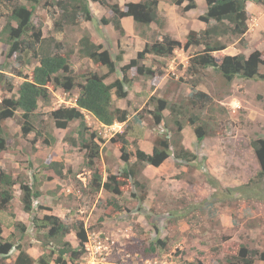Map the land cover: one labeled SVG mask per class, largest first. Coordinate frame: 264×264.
<instances>
[{
  "label": "rangeland",
  "instance_id": "obj_1",
  "mask_svg": "<svg viewBox=\"0 0 264 264\" xmlns=\"http://www.w3.org/2000/svg\"><path fill=\"white\" fill-rule=\"evenodd\" d=\"M129 1L109 0L118 3L122 10ZM160 1L159 13L165 23L162 28L156 23L141 26L131 16H125L121 19L125 34L112 23L111 8L99 1L89 0L91 20L82 16L76 22L63 18L57 0L37 3L30 34L40 31L42 38H49L38 42V47L46 44L53 53L70 54L78 82L90 70L108 73L105 65L79 54V42L85 33L92 34L114 59L122 55V60H117L116 71L107 75L106 82L122 77L121 67L161 33H169L180 46L172 55L147 54L141 60L155 71L152 76L129 69L131 82L126 98H118L113 90L115 106L129 111L126 122L105 126L85 111V128H81L79 120L72 121L67 129L57 128L51 112L62 106H74L79 89L66 90L50 83L49 98L40 99L35 123L45 141L37 146L35 131L22 133L18 112L5 121L8 148L0 164L18 182L37 185L42 194L35 199L34 213L39 218L45 214L60 216L71 228L66 240L74 247L80 245L75 226L80 223L85 226L87 241L82 254L69 264H95L98 259L103 264H232L230 260L235 261L243 248L251 253L248 256H254L255 264H264V181L257 176L260 164L252 146L253 140L264 137V79L236 77L227 82L211 67H190L191 58L202 53L204 46L186 47L187 34L192 29L201 31L206 27L200 19L206 3L197 0L195 8L184 11L188 2L177 5L172 0ZM21 4L31 5V2L0 0L3 78L0 103L14 97L17 87L25 80L17 72L31 77L38 64L27 47L28 39L21 44L22 50L9 54L10 45L3 39L5 35L2 36L12 8ZM248 17V31L243 36L220 38L226 48L212 52L218 62L226 54L249 56L255 50H264V5L250 1ZM261 72L264 73V67ZM194 90L206 92L212 101L207 105L195 101L191 96ZM161 100H165L163 109H159ZM157 112L163 114L160 123L156 122ZM202 121L206 122L210 135L198 143L194 127ZM178 128L185 147L198 154L196 160L178 164L171 152L160 165H145L138 178L142 186L129 180L119 195L92 186L94 172L105 180L109 173L119 174L125 165L117 133L126 132L130 151L140 147L152 153L158 136L168 133L172 136ZM92 134L100 149L99 155L90 160L87 157L90 147L86 146L92 144ZM131 160H136L134 155ZM54 161L62 164L63 176H58L51 166ZM142 194L146 195L143 200ZM21 198L22 190L17 183L10 204L0 210V241L13 245L7 255L0 257V264L14 263L18 244L35 258L45 252V243L50 250L57 248L56 242L48 241L44 235L47 228L33 222L34 213L24 210ZM113 199L118 201L120 209L111 204ZM20 221L26 230L16 225ZM160 238L167 241V249L151 254L141 250L142 243ZM97 248L101 253L95 255L93 250Z\"/></svg>",
  "mask_w": 264,
  "mask_h": 264
},
{
  "label": "trees",
  "instance_id": "obj_2",
  "mask_svg": "<svg viewBox=\"0 0 264 264\" xmlns=\"http://www.w3.org/2000/svg\"><path fill=\"white\" fill-rule=\"evenodd\" d=\"M31 5H16L12 8L9 15L8 23L3 27L2 36L4 41L10 45L9 54L18 53L22 50L21 44L25 41L27 47L38 60V64L32 70L31 77L23 75V72L18 71L17 75L25 76V80L17 87V94L12 98H6L0 103V160L3 153L8 148L7 136L5 133V121L9 118H14L15 115L21 113V129L24 135L33 131L38 134L35 144L45 141V136L41 130L36 129L37 109L40 99L49 98V84L55 83L66 90L78 88L79 93L76 98L75 106H62L51 112V119L59 129H67L72 121L79 120L81 128L86 127L85 111L92 113L101 123L106 126H111L116 122H126L129 119V111L125 108L117 107L114 104L113 90L118 98H126L128 96V86L131 79L127 75L129 69L135 68L137 74L152 76L154 70L151 67L141 63V60L147 54L159 56L172 55L174 50L180 46V42L174 39L169 33H161L159 38L153 43H147L143 50L138 52L137 57L130 60L129 63L121 67L122 77H118L112 82H106L105 78L110 73H114L117 69V60H122V55H117L113 58L108 49H104L101 43H97L90 33H85L79 42V54L83 57H88L95 63H100L108 68V73L99 74L96 71L90 70L83 74V81L78 82L75 70L71 64L70 54L53 53L45 45L37 46V43H42V33L40 31L32 32L34 38H31L30 30L33 27L32 18L36 10L37 3L40 0H29ZM99 1L106 6H109L114 13L112 23L121 34H125V28L121 19L125 16H131L133 20L141 26H150L151 23H156L160 28L164 26V18L159 13V0H140L138 2L129 1L122 10L118 3H110L109 0H93ZM206 3V11L200 16V19L207 25L201 30H190L187 34L186 47L203 45V52L191 58V66L196 65L211 67L215 69L221 77L227 82H232L236 77L245 78H262L264 73L261 68L264 67V50H255L249 56L238 54H226L220 62L213 55V51L226 48V44L221 41V37L225 35L243 36L248 31V1H254L264 5V0H204ZM177 5L184 6V11L193 9L197 6L196 0H172ZM58 6L62 9L63 18L69 21L76 22L80 17L86 20L93 18V13L90 9L89 0H57ZM13 21L16 26H13ZM107 22V19H104ZM60 25V22H56ZM31 38V39H30ZM58 47L61 44L55 43ZM1 73V72H0ZM0 74V82L2 81ZM10 88H12V83ZM195 101H201L203 105H207L212 101V97L202 90H194L192 92ZM163 101V102H162ZM164 101L161 100L159 109H163ZM156 122L163 121V114L157 112L155 114ZM139 118V117H138ZM136 117V120L138 119ZM179 127L181 123L176 121ZM198 143L208 137L209 130L205 121L194 127ZM94 134L91 136L92 144H87L86 147L90 150L88 158L93 160L99 155V144L93 142ZM116 139L122 143L121 159L125 165L119 174L109 173L104 180L103 176L98 172H94L91 180L92 186L96 190L104 188L114 195H119L122 188L128 184L129 180H133L136 186H142L138 178L142 169L146 164L155 166L163 163L171 152L178 164L190 163L198 158V154L185 147L182 140L181 130L178 128L176 132L158 136L154 141L152 153H148L140 147H137L135 152L128 149L129 140L126 138V132L117 133ZM94 143V144H93ZM252 146L260 164V170L257 176L264 181V137L252 141ZM136 160L132 161V156ZM51 163V162H50ZM52 167L58 176L64 175V168L58 162H52ZM20 183L22 190V203L24 210L29 213H34L35 199L42 194L35 183H27L25 181L18 182L17 179L7 172L0 164V210L8 207L14 197V186ZM146 195L142 194V200ZM115 208L120 209L116 199L111 201ZM33 222L39 227H45L48 241H55L56 249H48V243L44 244L45 252L38 258L33 257L23 245L18 244V254L13 264H50L55 261L57 264H69V261H75L84 249L87 241V230L80 223L75 226L77 236L80 241L79 247H74L70 241L66 240V234L70 232V226L58 215L45 214L39 218L33 214ZM24 231L25 224L21 221L16 224ZM13 245L9 242L0 241V257L7 255ZM167 249V241L165 239H157L149 244L142 243L141 250L147 254L157 253L158 251ZM57 253V256L54 255ZM249 250L243 248L240 255L235 257V261L230 260L232 264H255L254 256H248ZM253 253V251H252ZM251 254V253H250ZM264 258V255H263ZM241 261V263L239 262Z\"/></svg>",
  "mask_w": 264,
  "mask_h": 264
},
{
  "label": "crops",
  "instance_id": "obj_3",
  "mask_svg": "<svg viewBox=\"0 0 264 264\" xmlns=\"http://www.w3.org/2000/svg\"><path fill=\"white\" fill-rule=\"evenodd\" d=\"M131 1H134V2H138V1H140V0H131ZM196 2H197V0H196ZM249 3H250V1H248V4H247V8L249 7ZM159 9L160 10H162V8H161V1L159 0ZM76 102V101H75ZM76 105V103L74 104V106ZM88 112V111H87ZM90 113V112H89ZM98 120V119H97ZM100 122V121H99ZM101 123V122H100ZM102 125H104L103 123H101ZM106 126V125H105Z\"/></svg>",
  "mask_w": 264,
  "mask_h": 264
},
{
  "label": "built area",
  "instance_id": "obj_4",
  "mask_svg": "<svg viewBox=\"0 0 264 264\" xmlns=\"http://www.w3.org/2000/svg\"><path fill=\"white\" fill-rule=\"evenodd\" d=\"M76 103V102H75ZM100 246V245H99ZM97 247V246H96ZM93 253L95 254V255H98V253H101V252H98V248L97 249H95V250H93ZM96 261H98V263L97 262H95V264H103L102 262H101V260H96Z\"/></svg>",
  "mask_w": 264,
  "mask_h": 264
}]
</instances>
